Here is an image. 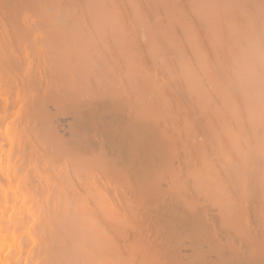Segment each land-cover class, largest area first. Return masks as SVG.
Here are the masks:
<instances>
[{"label":"bare ground","instance_id":"6f19581e","mask_svg":"<svg viewBox=\"0 0 264 264\" xmlns=\"http://www.w3.org/2000/svg\"><path fill=\"white\" fill-rule=\"evenodd\" d=\"M0 264H264V0H0Z\"/></svg>","mask_w":264,"mask_h":264}]
</instances>
